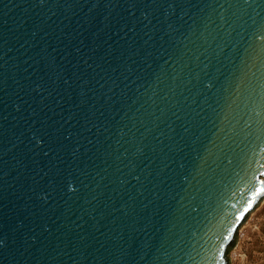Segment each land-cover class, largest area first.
<instances>
[{"label":"water","instance_id":"1","mask_svg":"<svg viewBox=\"0 0 264 264\" xmlns=\"http://www.w3.org/2000/svg\"><path fill=\"white\" fill-rule=\"evenodd\" d=\"M264 201V0H0V264H231Z\"/></svg>","mask_w":264,"mask_h":264},{"label":"rangeland","instance_id":"2","mask_svg":"<svg viewBox=\"0 0 264 264\" xmlns=\"http://www.w3.org/2000/svg\"><path fill=\"white\" fill-rule=\"evenodd\" d=\"M231 264H264V201L240 230Z\"/></svg>","mask_w":264,"mask_h":264}]
</instances>
